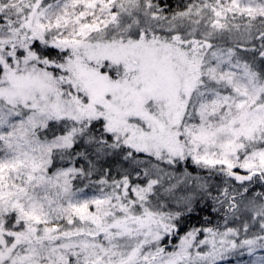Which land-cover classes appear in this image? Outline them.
I'll return each mask as SVG.
<instances>
[{
	"label": "snow or ice",
	"instance_id": "6c2138e0",
	"mask_svg": "<svg viewBox=\"0 0 264 264\" xmlns=\"http://www.w3.org/2000/svg\"><path fill=\"white\" fill-rule=\"evenodd\" d=\"M237 255L264 264V0H0V264Z\"/></svg>",
	"mask_w": 264,
	"mask_h": 264
},
{
	"label": "rangeland",
	"instance_id": "374dc122",
	"mask_svg": "<svg viewBox=\"0 0 264 264\" xmlns=\"http://www.w3.org/2000/svg\"><path fill=\"white\" fill-rule=\"evenodd\" d=\"M186 166L188 167V169L190 168L189 171L193 172V174H197L200 171V170L196 169V167L194 165H192L190 161L187 163ZM183 167L184 166L180 167L179 170L182 171L183 170ZM200 174H203V173L200 172ZM176 242H178V241H176ZM247 259H248V257L246 255L243 256V257L237 255V256L231 258L230 264H242V262L245 261V260H247Z\"/></svg>",
	"mask_w": 264,
	"mask_h": 264
},
{
	"label": "trees",
	"instance_id": "16d2710c",
	"mask_svg": "<svg viewBox=\"0 0 264 264\" xmlns=\"http://www.w3.org/2000/svg\"><path fill=\"white\" fill-rule=\"evenodd\" d=\"M182 166H186V165H181ZM190 169V168H189ZM205 215H209L212 216L210 210H205V211H200L199 208L197 209V212L193 214L192 219H191V223L192 224H199V222L204 218ZM213 221L215 220V217L212 216ZM178 240H173L172 242L175 243ZM165 243H167V241H165Z\"/></svg>",
	"mask_w": 264,
	"mask_h": 264
}]
</instances>
